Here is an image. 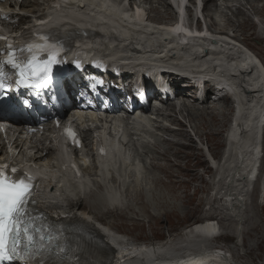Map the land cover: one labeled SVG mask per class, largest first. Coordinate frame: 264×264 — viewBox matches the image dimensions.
Here are the masks:
<instances>
[{
    "label": "bare ground",
    "instance_id": "obj_1",
    "mask_svg": "<svg viewBox=\"0 0 264 264\" xmlns=\"http://www.w3.org/2000/svg\"><path fill=\"white\" fill-rule=\"evenodd\" d=\"M42 1H46V0H42ZM125 1L127 2V0ZM159 1L160 0H158L157 2ZM221 1H223L227 5L228 9H230V7H228V4L231 3V0H205V6L208 11L207 17L210 18L211 21L214 23V24L212 23V29H214V31L221 33L220 34L221 36H228L229 34H234V33H232L228 29H226L225 31L215 30L216 26H218L219 28H223V25L221 24V20L219 19V15L222 12H224L222 10V7L219 6L218 4ZM246 1H247L246 5L241 4L240 7L236 8L235 10L236 16L240 15L242 13V9L245 8L246 6L251 7L252 10L255 11L257 2L258 1L263 2V0L261 1L260 0H246ZM90 2L92 4V7L98 10V12L94 14V17L90 22H87L85 20L86 19L85 15H82L80 13L81 19H78L79 18L78 14H75L74 16V18H76L75 20L65 23V25L63 26V29L61 30L55 29L54 31H52L53 34L63 37V39L69 41L70 43L74 39H78L80 37L85 38L86 36L87 40L85 39L82 46L85 49H91L94 47V45H97L98 43H103V41H106L104 38L105 37L109 38V36L111 35L110 28L109 26L106 25V22L108 21H110L112 25L117 24L119 32H122L123 34L130 33V31L127 30L128 29L127 27L123 29L121 28L123 19L121 18L120 12L116 10L119 7L123 9L122 3H120L117 0L114 2H111L109 0H90ZM150 2H151V5L149 4L150 9L153 13H155L157 20L158 21L165 20V16H168L170 14V9L167 4H166V12H162L161 7H160V11H157V9H159L161 2L154 3L155 0L153 1L152 0H131L130 3L138 6L142 4L148 5V3ZM163 2L165 3L164 0ZM107 3H108V8H107ZM71 4H70L71 7L68 9V12L76 11L77 7L75 5L72 6ZM48 5H49V1H46L43 3H40L39 0H24L23 1L21 8H20V13L22 12L29 13L28 15H26L24 18L21 19L22 25L20 26V30L25 35L31 34V32L29 31V28L32 23L33 16L38 13L46 12ZM88 9L90 10V8ZM255 12L259 15L262 14V12H258V10ZM126 15H127V18L130 16L127 12H126ZM54 16H56V14ZM107 16H110V19L107 18ZM66 18L72 19V16L70 15V16H67ZM95 20H97V23H95L96 22ZM127 21L131 22L133 20L128 19ZM54 22L55 21H53L51 24H53ZM248 22H250V19L248 20ZM92 23L97 24L99 27L92 28L91 26ZM132 25H133V22H132ZM16 26L14 25V29H16ZM162 37L163 35L160 33H156L155 35V39L162 38ZM126 41H127L126 38L122 39V42H126ZM242 42L247 48L250 47V45L246 41H242ZM214 45H215L214 53H213V56L209 58L211 60V63L208 66L217 71L213 79H215L218 82L219 89L229 90L230 92H232V94L237 100L236 101L237 114L236 116H232L234 127L232 131V139H231L230 145H233L234 147V145L236 144L234 151H238V147L240 151L242 150L251 151L252 147L250 148L249 144L250 145L253 144V136L255 132V122L253 121V119H255L258 116V111L253 110V109L255 107H259L264 102V69H263L264 64L261 58L257 55V53H255V51L253 52L256 58L249 57V58H245V61H244L241 56L242 52L237 49V46L235 44L229 43L230 49H227L226 46L223 47L216 42H214ZM189 48L191 51H197L200 47L197 45L190 44ZM127 51H129V49L125 50L126 54H128ZM258 61L260 62L263 68L259 65ZM248 69L257 73L258 77L256 78L255 75L250 77L249 75L247 76V73H246L244 77H248V78L246 80L243 79L242 76L244 75V72ZM233 73H239L240 79H242V81H240L238 78H235ZM239 87L240 88L245 87L246 89H248L249 92L245 93L246 95L238 94L237 88ZM192 93L193 92L191 90H186V89H182L179 92L176 100L181 102L180 109H177V106L174 100H169L167 103H164V107L169 113L165 115L159 112L158 116L160 118H167L169 122L173 124H178L180 128L176 130H172L171 128L163 127L162 121L158 122L159 123L158 127L161 129L162 134L167 136V138L162 136L152 146H148V145L144 146L143 148L144 157H147L146 162L148 164L147 170H145L144 176L140 180H136V179L132 180L131 176H129L130 184L123 185L124 187H126L124 190L126 199H130L133 190L135 191V194L133 195H136V198H138V196L141 197L142 192L147 190L148 187L153 184V182L159 181L158 178L154 179V174L158 172L163 173V171L166 170L162 166H160L159 163L165 160H167V162L171 161V159L169 158L172 156V154L169 153V151L173 148V146L174 147L177 146L176 141H174L175 138L183 137V139L184 138L189 139L190 132H193L194 136L198 138L199 137L203 138V136L205 135L204 128L211 127L213 123L214 125H216L218 121L223 119L222 117L217 115L218 113L216 114V111L212 110L211 116H208L209 118L212 117L210 121L207 120L208 117L207 119L205 118L204 114H202L204 115L203 117L196 118L195 120L193 119V114L195 112L198 113V115L197 114L196 115L199 116L200 110L207 111L210 109V107H215L218 104L219 105L226 104V106L228 107L231 106L234 111L232 102L228 98H221L219 101H213L211 97H207L206 99L199 101L196 97H194V94ZM254 93L255 95H253ZM245 99H247L246 102H244ZM218 108L219 106H217L216 109ZM200 120L202 122L201 127L200 126L195 127L194 121L198 123ZM231 121H232V118H231ZM191 122L193 123V125ZM185 128H187V130H185ZM243 129H247L250 132L249 138L247 139V142L249 144L245 142V138L243 137V133H242ZM85 139H86V142L89 143L90 141L89 137L86 136ZM190 141L191 140H189L188 146L189 148H192L194 145ZM200 142L204 146L208 147L211 153V150H210L211 144L209 140H207L206 142L204 141V143L200 140ZM183 144L184 143L180 142V145H183ZM225 144H226V138H225ZM195 147L197 148L198 151L199 150L202 151V154L205 158L204 151L196 145L193 148ZM211 155L215 159H218L216 154H215L216 156H214V154L212 153ZM249 155L251 154L249 153ZM205 162L208 165V167L212 171H214V169L209 165L206 158H205ZM251 169L252 168L250 167L249 170H246L248 171V176L250 175ZM254 171L256 172L255 168H254ZM85 172L87 173V175L91 177L96 176L97 167L95 164V160H93V165L89 169H87ZM216 176H217V173H216ZM148 181L151 182L150 183L151 185L145 187V184ZM110 183L113 188L114 186L117 187L119 185L118 179L115 177H112V179L110 180ZM103 191L104 189L101 186H98L95 191L90 192V197H91L90 199H79V201L73 206V208H74V214L76 212H79L81 214L78 215V213H76L78 215L77 218H71L69 221V224L72 222L85 223L88 231L93 232L94 236H92V240H89L88 242V246H89L88 249L91 251V257L95 262H98L99 264H228L229 262L228 256L226 255L225 252L224 253L223 252L212 253L209 251H202V250L196 249V247L192 244L193 240H196L198 243L200 239H202L201 243H203L204 240L208 242L215 235V231L217 230L218 227H219V230H221L219 223L215 225L216 220H212L215 218L213 214L210 216H206V218L204 217L205 220H202L201 222L194 223L195 226L193 227V229L189 231L187 234L185 233L186 237H183V238H186L187 240H184L182 238V240H179V242L177 243L173 242L170 245L166 244L164 245L165 247L163 249L155 250L156 246L139 245V244H136V242L130 241L128 238L127 239L122 238V237L118 238L117 236L114 237L113 235L114 230L111 228L110 224L105 220L107 218L119 219L125 214L120 213L119 208L112 209V210L108 209L102 197L108 194V192H103ZM213 192H215V190H213ZM238 197H240V195H238ZM217 199L218 198H215L212 200L213 204L217 201ZM226 201L228 200L226 199ZM209 204H211V207L213 206L212 203H209ZM51 207L54 213H61L67 217L69 216L70 212L66 211L64 207L57 208L53 204L51 205ZM126 210L130 211L131 208L127 207L125 210H122V212H125ZM216 210H218V208ZM238 210H240V208ZM241 210H242V207H241ZM224 218H226V216ZM97 219L100 221H98ZM98 222H101L108 229L106 231H102L95 224ZM255 230L257 231L258 228H255ZM101 232H105V234H102ZM246 235L251 236V230L247 231ZM247 247L249 248L248 245ZM252 251L253 250L251 248L250 253ZM161 257H164V258H161ZM193 257L195 258L193 259Z\"/></svg>",
    "mask_w": 264,
    "mask_h": 264
},
{
    "label": "rangeland",
    "instance_id": "obj_2",
    "mask_svg": "<svg viewBox=\"0 0 264 264\" xmlns=\"http://www.w3.org/2000/svg\"><path fill=\"white\" fill-rule=\"evenodd\" d=\"M157 1L158 0H155L154 3L161 2L157 11H160L161 7L162 12H166V4L163 0ZM149 4L151 5V2L148 3V5ZM218 4L224 11L219 15L223 28L213 26L215 30L225 31L228 29L235 34V37H237L240 42L246 41L250 45L248 48H251V50L253 49L264 64V34L260 35L259 32H250V29L254 28L252 16H256V19H259L261 16V19L264 20V0L263 2L258 1L255 8V11L258 10V12H262L261 15L257 14L251 7L246 6L242 9V13L236 16V8L240 7L241 4L246 5V0H231V3L228 4L230 9L227 8V5L223 1ZM247 19H250V22H248ZM217 106H219L218 109H216ZM217 106H209L210 109L207 111L200 110L199 116H197L198 113L195 112L193 114V119L196 120V118L203 117L204 115L207 119L208 116H211L212 110L216 111V114L218 113L217 115L223 118L218 121L216 125L210 123L212 124L211 127L204 128L205 135L203 138L199 137V139L196 137L203 143L209 140L211 144V153L214 154V156L217 155L219 159L225 145L224 134L228 130L234 111L231 106L228 107L226 104H218ZM211 119L212 117H208L207 120L210 121ZM201 125V120L198 123L194 121L195 127H201ZM185 130H187V128H185ZM189 135V139H183V137L174 139L177 146H173L169 151V153L172 154L169 158L171 161L167 162V160H165L159 163V165L166 170H164L163 173L158 172L154 174V179L158 178L159 181L153 182L152 185L150 184L151 182L148 181L145 187L151 186L142 192L141 197L138 196V198H136V195H133L135 194L133 190L130 200H125L126 205L124 208L129 206L131 210H126L125 212L120 211V213L125 215L119 219L107 218L105 221L110 224L114 232L123 234V236L128 237L131 241H152L160 244V240L167 239L162 245L164 246L166 244L170 245L173 242H179V240L186 237V234L193 229L195 226L194 223L201 222L205 220L206 216L212 214L217 216V212L218 215L221 214L220 216H222L221 224L223 228H226L225 231L229 235L228 240L230 241L229 243L226 242V245L229 247L235 260L240 264H264V198L263 194L259 193L258 183L254 182L250 186L247 183V178L249 176L246 170H249L250 166L241 162L240 167L230 171L232 176L230 179L227 177V183L218 180L215 186L210 178L215 177L217 172L212 171L208 167L202 151H198L196 147L193 148L195 145L199 147L196 142L197 139L195 138V141L193 138V132H190ZM163 137L167 138L165 135H163ZM189 140H191L190 142L194 145L192 148L188 146ZM180 142L184 144L180 145ZM231 147H233V145H231ZM247 152L251 153L250 151ZM234 153H241L239 147L238 151H234ZM251 170L254 171V168ZM241 175L244 176L243 179L237 180ZM213 190H215V192L217 191L216 195H214L215 192H213ZM238 195H240V197H238ZM215 198L218 199L213 204L212 200ZM226 199L228 201H226ZM209 203H212L213 206L211 207ZM216 207L218 210H216ZM239 208L240 210H238ZM225 216L226 218H224ZM187 228L191 229L185 234L184 231L187 230ZM255 228H258V230L256 231ZM249 230H251V236L246 235ZM176 237L180 238L177 239ZM172 238L177 240L174 241ZM183 239L187 240L186 238ZM251 248L253 251L250 253ZM226 255L229 259V254L226 253Z\"/></svg>",
    "mask_w": 264,
    "mask_h": 264
},
{
    "label": "snow or ice",
    "instance_id": "obj_3",
    "mask_svg": "<svg viewBox=\"0 0 264 264\" xmlns=\"http://www.w3.org/2000/svg\"><path fill=\"white\" fill-rule=\"evenodd\" d=\"M33 47L38 45L28 46L27 51L31 53ZM12 48L13 46L9 45V49ZM54 62V55H50L48 61L42 63H37L34 56L26 62L15 57L6 61L18 71L17 82L29 88L51 83L50 65ZM5 79L4 74L0 73V88L5 87ZM17 171L16 168H0V264H15L20 261L23 264H82L78 255L79 246L73 250L60 245V234L52 232L46 218L42 214H31L29 206L33 202L34 186L27 174H22L18 180L12 179L10 174ZM54 241L57 242L55 247ZM48 255H63L65 259L50 262L45 259Z\"/></svg>",
    "mask_w": 264,
    "mask_h": 264
}]
</instances>
